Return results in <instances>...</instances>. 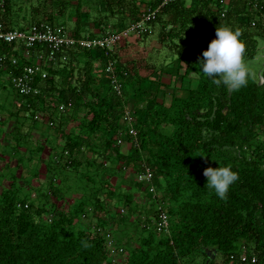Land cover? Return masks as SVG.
Masks as SVG:
<instances>
[{
  "label": "trees",
  "instance_id": "16d2710c",
  "mask_svg": "<svg viewBox=\"0 0 264 264\" xmlns=\"http://www.w3.org/2000/svg\"><path fill=\"white\" fill-rule=\"evenodd\" d=\"M11 1L6 0L1 15L8 28H15L8 21L9 16V20L13 19ZM71 1L54 0L56 5L64 7ZM84 1L77 0L75 5L78 19L73 29L46 11L29 26L48 21L68 27L76 37L95 38L92 31L86 34L82 23ZM161 1L150 0L149 6L156 8ZM103 2L107 10L116 13L118 8L121 14L130 13L135 20L142 11L140 0ZM50 3L52 7L53 0ZM156 23L162 27L160 39L170 42L169 49L176 58L173 63L147 76L130 71L119 59L116 65L127 107L138 102L139 108V103L147 100L146 108L136 111L139 146L126 150L115 146L118 133L124 129L121 119L125 103L113 91L111 76L105 69L110 58L118 57L82 48L70 52L66 63L47 67L48 77H38L34 82L41 88L39 94H25L12 86L26 105V111L31 110L34 124H29L30 128L24 126L17 119L23 117L22 110L14 108L11 110L15 116L14 131L8 136L15 151L11 158L22 163L25 160L22 146L28 145L24 139L31 133L34 136L36 129L45 131H39V135L48 146L38 144L37 153L49 148L50 165L46 167L51 183L58 182L56 174L51 173L56 167L64 170L63 180H68L65 171L73 168L82 178L94 182L95 176L88 171L80 172L81 168L84 163L97 166L101 158L108 156L135 178L144 163L147 164L162 193L170 220L169 231L158 230V204L149 191L152 209L141 224V244L126 248L103 216L107 213L106 203L100 198L99 189L82 196L67 213L46 221L43 218L46 207L37 203L38 197H30L31 190L25 194L14 181L0 194V264H192L198 255L203 256L202 264H216L218 254L223 260L221 264H264V72L260 83L250 79L246 86L231 91L224 85L217 86L212 78L199 71L198 65L203 51L216 36V28L222 25L241 32L245 59H254L260 50L258 39L264 36V0H231L224 17L220 0H177L149 22ZM16 46L0 44V77L11 79L12 74L17 75L29 63L22 48L17 46L15 50ZM14 57L19 60L17 64L12 62ZM78 62L82 65L78 66ZM166 75L170 82L164 79ZM147 81L149 85L144 86ZM128 94L135 96L133 103L134 98ZM64 103L71 105L61 112L59 104ZM60 112H68L65 115L68 122L76 119L77 127L63 129L58 118ZM37 114H43V119L49 116L48 126L39 123ZM166 123L172 128L169 132L164 131ZM24 128L30 130L25 132ZM53 130L61 131L64 143L57 144L58 140L51 136ZM126 139L130 137L126 135ZM88 151L94 153L93 159L87 155ZM218 164L230 165L239 174L226 199L206 187L204 169ZM31 167H35L34 178L38 179L40 163L36 160ZM136 181L142 187L145 185ZM57 185H51V191ZM40 189V185L35 187L34 194ZM111 193L116 195L113 190ZM127 198L130 209L134 201L131 195ZM90 225L110 229L125 249L123 255L127 253L125 261L115 262L107 250L106 238ZM245 250L250 257L247 262L239 259ZM252 256L257 257V262H252Z\"/></svg>",
  "mask_w": 264,
  "mask_h": 264
},
{
  "label": "rangeland",
  "instance_id": "374dc122",
  "mask_svg": "<svg viewBox=\"0 0 264 264\" xmlns=\"http://www.w3.org/2000/svg\"><path fill=\"white\" fill-rule=\"evenodd\" d=\"M16 1V10L20 13L19 17L26 20L31 19V15L35 10H38L39 16L43 15L44 12L53 14L55 17L59 18V22L65 23L70 29H73L76 25V20L78 19V11L75 8L77 0H72L67 3V7L56 5L53 0L52 7L50 6V1L45 2V0H14ZM69 1V0H66ZM105 2V1H104ZM103 0H85L83 8L81 10L82 23L84 25L86 34L92 31L95 33L96 37L101 36L107 30H111L113 34H117L114 46V54L118 57L123 65L129 68L130 71H138L141 75H149L155 70L172 64L176 59L173 55L172 49L170 50V42L165 43L160 39V31L162 30L161 24H147L144 27L132 28V24L135 21L133 16L121 14L116 8L113 13L107 10ZM150 0H140V8L145 9L149 7ZM52 9H51V8ZM259 41V53L254 59H247L246 62L254 69V75L249 78V80H255L260 83L263 80L264 72V36L258 39ZM82 62H78V66H81ZM166 81L170 82V77L167 75L164 78ZM149 85L147 81L144 86ZM8 87V88H7ZM7 88V89H6ZM133 99L135 96L128 94V97ZM134 98L132 100H135ZM147 100L139 103V108L136 106L138 102L133 103V107L141 110L145 107ZM22 110L23 117H18L17 119L23 121L24 126L29 127L34 124L31 118V110L26 111V105L20 97L17 96L15 89L11 85L10 78L7 76L0 77V157L4 156L5 159L1 157L0 159V194L4 188L9 189L12 184L17 182L25 191H30V197H38L37 203L43 204L46 207V211L43 214V218L46 221L55 218L56 216L63 215L84 195H89L94 193L95 190L99 189V196L106 203L107 213H103V216L107 218L115 230V235L124 243L125 247H137L141 244V231L143 230L141 224H143L151 214V200L149 198L148 190H144L143 187L137 184V179L135 175L126 173L121 167L120 163L112 161L114 159L101 158L97 162V166H88L84 163L80 172H90L92 177L95 176V181L91 182L80 176V173L73 171V168L68 169L66 175L68 180L65 179L62 174L64 170L61 167H56L51 169V173H55L58 182H50L47 167L49 164L48 152L49 148L46 144L45 138L43 139L39 135V131L45 133V131L40 128L39 130H34L33 134H29L25 143L28 145L22 146L24 150L25 160L22 163L17 160V158H11L12 154L15 152L12 145V138L8 136V133L14 131V119L15 116L11 115V110L13 109ZM146 108V107H145ZM61 113V112H60ZM68 113V112H67ZM66 113V114H67ZM66 114H59L58 118L62 122L63 129H71V127H77L76 119L68 120L65 119ZM142 115L145 116L144 112ZM25 116V117H24ZM26 117L29 120H26ZM35 117V116H34ZM1 118L3 120L1 121ZM39 123H44L48 126L49 116L43 119V114H37ZM7 121H6V120ZM139 120V117H138ZM26 121L28 123H26ZM30 124V125H29ZM45 126V128L47 127ZM24 128L25 132L30 129ZM32 128V127H31ZM171 131V125L166 123L164 131ZM44 136V135H43ZM51 136L58 143H64V137L61 138V131H51ZM64 139V140H63ZM60 141V142H59ZM38 144H46L47 148L37 153ZM98 144H101L98 142ZM27 148V150H26ZM31 148L34 150H31ZM124 147L123 149H126ZM6 152H5V151ZM102 150V149H101ZM87 151V150H86ZM4 153L6 155H4ZM37 155L38 159H34ZM87 155L93 159L95 157L93 152H87ZM52 158V157H51ZM34 159V161L30 160ZM55 159V158H54ZM30 160V161H29ZM40 163V176L39 178H34L35 167H31L32 163ZM8 161L10 164L8 165ZM101 163L105 167H101ZM50 165V164H49ZM32 168V169H31ZM109 169H112L111 171ZM69 171V172H68ZM161 182L165 185V181L161 179ZM55 186L58 184L54 190L51 191V185ZM41 186L38 194H34L33 189L35 187ZM32 187H34L32 189ZM111 190L115 192L116 195L111 193ZM164 190V189H163ZM164 192V191H163ZM26 194V192H25ZM131 195L133 199L132 208L127 207V197ZM127 198V199H126ZM41 199V200H39ZM124 202V203H123ZM21 207V206H19ZM55 208V209H53ZM53 209V211H52ZM127 220L121 221V218H126ZM81 225V223H80ZM127 250V249H126ZM127 253L125 255L114 257L115 262L121 263L125 261ZM216 264L222 263V257L220 254L217 255ZM203 256L198 255L192 261V264H202Z\"/></svg>",
  "mask_w": 264,
  "mask_h": 264
},
{
  "label": "built area",
  "instance_id": "2783aa9c",
  "mask_svg": "<svg viewBox=\"0 0 264 264\" xmlns=\"http://www.w3.org/2000/svg\"><path fill=\"white\" fill-rule=\"evenodd\" d=\"M175 1L177 0H162L156 8L149 6L148 8L142 9L139 13V18L133 22L132 28L144 27L143 25H147L151 20H155L165 6ZM230 1L220 0L223 17L228 13ZM5 5L6 0H0V44L15 43L22 48L24 57L29 62L17 75L12 74L10 79L11 85L22 93L39 94L41 88L34 84L37 78L41 77L46 79L48 77L47 67L59 64L60 62L66 63L69 59L70 52L76 48L101 50L105 51L107 56L114 55V46L112 43L115 42L114 40H116L117 34H113L111 30H107L101 36L92 38L90 36L76 37L68 27L52 24L48 21L35 23L26 28H8L1 15L2 11L5 10ZM197 41H199V38H197ZM17 46L15 50H17ZM12 62L17 64L19 60L17 57H14ZM117 62H119L118 58H110L105 69L111 76L113 91L125 103V110L121 119V125L124 129L118 133L115 146L130 149L139 146V120L136 112L137 108L127 107L126 105V93L116 70ZM70 105L71 103L68 105L65 103L59 104L60 111L65 112ZM126 135L130 137V140L126 139ZM136 179L144 182L145 190L153 194V199L158 204V230L169 231V215L164 209L162 193L157 189L151 167L144 163L142 170L136 174ZM18 206H21V204H18ZM25 206L28 207L27 204ZM90 227L96 228L106 238L107 250L113 258L124 254L125 249L119 244L110 229H102L98 225H90ZM239 259L243 262L249 261L250 257L246 250L241 252ZM251 260L255 263L257 262V257L252 256Z\"/></svg>",
  "mask_w": 264,
  "mask_h": 264
},
{
  "label": "clouds",
  "instance_id": "9594fccd",
  "mask_svg": "<svg viewBox=\"0 0 264 264\" xmlns=\"http://www.w3.org/2000/svg\"><path fill=\"white\" fill-rule=\"evenodd\" d=\"M29 27V26H28ZM246 46L241 32L230 25L216 28V36L203 51L198 61L200 72L212 78L217 85L236 91L248 84L254 69L246 62ZM218 77V78H217ZM206 187L221 199H226L230 187L239 179V174L230 165L208 166L204 169Z\"/></svg>",
  "mask_w": 264,
  "mask_h": 264
},
{
  "label": "crops",
  "instance_id": "0c3cea01",
  "mask_svg": "<svg viewBox=\"0 0 264 264\" xmlns=\"http://www.w3.org/2000/svg\"><path fill=\"white\" fill-rule=\"evenodd\" d=\"M16 1H14V0H12L11 1V12H12V17H13V19H11V20H9V18H10V16H9V18H8V21L9 22H11V23H13V25H14V27L15 28H23V27H28L31 23H32V20L34 19V18H39L38 17V13H35L36 12V10L34 11V13L30 16L31 17V19L30 20H26V18H22V17H19L20 16V13H18L17 12V10H16ZM3 120V118H1V121ZM6 120V119H5ZM7 121V120H6ZM41 133V132H40ZM42 134V133H41ZM124 150H126V149H124Z\"/></svg>",
  "mask_w": 264,
  "mask_h": 264
}]
</instances>
